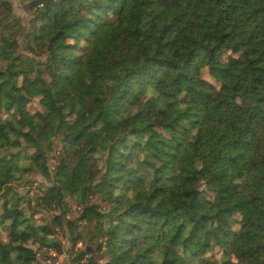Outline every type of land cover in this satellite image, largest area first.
<instances>
[{
  "label": "trees",
  "instance_id": "obj_1",
  "mask_svg": "<svg viewBox=\"0 0 264 264\" xmlns=\"http://www.w3.org/2000/svg\"><path fill=\"white\" fill-rule=\"evenodd\" d=\"M24 9L0 0V264L59 232L76 264H264V0Z\"/></svg>",
  "mask_w": 264,
  "mask_h": 264
},
{
  "label": "rangeland",
  "instance_id": "obj_2",
  "mask_svg": "<svg viewBox=\"0 0 264 264\" xmlns=\"http://www.w3.org/2000/svg\"><path fill=\"white\" fill-rule=\"evenodd\" d=\"M13 8H14V14L15 16H17L20 21L25 25V27H27V21L29 18V14L28 12L24 9L25 5L27 4V2L29 0H10ZM202 77H204L205 79H208L210 81H212V79L210 78L207 69H202L201 72ZM30 108L31 110H35L36 108H39L38 105V101L37 99H35L31 104H30ZM9 114L4 113L3 117H8ZM54 151L50 153V156H52V158L49 160V163H53L54 161V155H53ZM26 162L25 160L22 161V163ZM50 184V181L48 179V177H44L41 176L38 173H32L30 175H28L27 177H24L23 179H20L18 181H15L12 184L13 190H15L14 192L18 193L21 196H26L27 195V191L31 188V190H34L37 187H45L47 185ZM1 200H0V208H1ZM77 208L76 206H73L72 208V214H75ZM46 212V211H44ZM44 215V219H47L48 216H50L51 212H47V213H43ZM41 215L36 213L34 218L36 219L37 223H41L43 222L40 218ZM49 218V217H48ZM237 224H234L233 227L237 228ZM5 232L6 229L4 228L3 225H0V238L5 241ZM56 237L58 238L59 241H61V247L62 249L58 250V249H50V248H45L42 247V249L37 248L36 246H34V248L37 251V257L40 260V263L42 264H76L73 261V257L74 254L72 253V255L69 256L67 249L70 247V241L68 239V234L66 233H62L59 232L57 234H55ZM82 244H78L77 248L79 249H83L86 247V243L84 241H81ZM212 256L213 258H218L220 255V251L215 248L213 251H211L209 254Z\"/></svg>",
  "mask_w": 264,
  "mask_h": 264
},
{
  "label": "built area",
  "instance_id": "obj_3",
  "mask_svg": "<svg viewBox=\"0 0 264 264\" xmlns=\"http://www.w3.org/2000/svg\"><path fill=\"white\" fill-rule=\"evenodd\" d=\"M80 244V243H79Z\"/></svg>",
  "mask_w": 264,
  "mask_h": 264
}]
</instances>
